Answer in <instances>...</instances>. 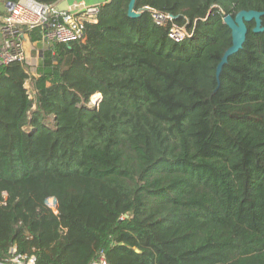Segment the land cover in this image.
Wrapping results in <instances>:
<instances>
[{
  "label": "trees",
  "instance_id": "obj_1",
  "mask_svg": "<svg viewBox=\"0 0 264 264\" xmlns=\"http://www.w3.org/2000/svg\"><path fill=\"white\" fill-rule=\"evenodd\" d=\"M128 3L42 49L34 99L25 65H0V262L14 248L34 264H264V30L248 23L215 75L220 9L264 0H135L136 17Z\"/></svg>",
  "mask_w": 264,
  "mask_h": 264
},
{
  "label": "built area",
  "instance_id": "obj_2",
  "mask_svg": "<svg viewBox=\"0 0 264 264\" xmlns=\"http://www.w3.org/2000/svg\"><path fill=\"white\" fill-rule=\"evenodd\" d=\"M102 4H84L75 2L69 9L60 10L54 3L43 4L35 0H16L7 2V13L0 22V65L18 61L25 65L27 73L26 84L29 87L30 98L34 99L37 91L35 79L30 66L25 63L26 57L22 46V38L26 31L34 27L42 28V40L48 42L69 43L84 40V28L86 23H95ZM149 9V8H148ZM152 11V18L158 25H165L167 20L174 16L169 13ZM191 33L184 27L173 25L169 30V36L175 41H181L189 37ZM13 256L0 262V264H34V256L24 260L20 255H15V249L11 248ZM91 264H107L105 256L100 252Z\"/></svg>",
  "mask_w": 264,
  "mask_h": 264
},
{
  "label": "water",
  "instance_id": "obj_3",
  "mask_svg": "<svg viewBox=\"0 0 264 264\" xmlns=\"http://www.w3.org/2000/svg\"><path fill=\"white\" fill-rule=\"evenodd\" d=\"M135 0H129L127 6V15L130 17L138 16L142 9L135 10ZM223 13V23H225L231 32V44L223 51L219 62L216 65L215 75L217 82H219V75L224 64L227 63L229 57L238 52L246 39L248 33V23L254 22L252 31L259 32L264 30V26L261 24V16L264 15V10L254 9H241L234 15L226 13L223 9H220Z\"/></svg>",
  "mask_w": 264,
  "mask_h": 264
},
{
  "label": "crops",
  "instance_id": "obj_4",
  "mask_svg": "<svg viewBox=\"0 0 264 264\" xmlns=\"http://www.w3.org/2000/svg\"><path fill=\"white\" fill-rule=\"evenodd\" d=\"M108 0H58L55 2V6L60 10H67L69 9L75 2L84 3V4H103ZM7 2H14V0H0V22L2 21L3 17L7 13ZM2 38V34L0 32V39ZM52 42L42 40L40 42H31L28 38L27 33L22 38V46L25 53V63L30 66V70L33 71V75H35V68L39 63L42 49L46 48L47 45H50ZM26 87L29 88L26 84ZM51 208V207H50ZM56 210V209H55Z\"/></svg>",
  "mask_w": 264,
  "mask_h": 264
},
{
  "label": "rangeland",
  "instance_id": "obj_5",
  "mask_svg": "<svg viewBox=\"0 0 264 264\" xmlns=\"http://www.w3.org/2000/svg\"><path fill=\"white\" fill-rule=\"evenodd\" d=\"M28 90H29V89H28ZM29 91H30V90H29ZM29 93H30V92H29ZM95 98H96L95 95L92 96V97L90 98V102H89V104H93ZM50 198H52V200H51ZM46 202H47V205H48L49 207H51L53 210L56 209V201H55V199H54L53 197H47ZM54 204H55V205H54ZM52 206H53V207H52Z\"/></svg>",
  "mask_w": 264,
  "mask_h": 264
},
{
  "label": "bare ground",
  "instance_id": "obj_6",
  "mask_svg": "<svg viewBox=\"0 0 264 264\" xmlns=\"http://www.w3.org/2000/svg\"><path fill=\"white\" fill-rule=\"evenodd\" d=\"M98 96H99L98 94H96V95H95V97H96V98L94 99V102H93V104H95V103H96Z\"/></svg>",
  "mask_w": 264,
  "mask_h": 264
}]
</instances>
